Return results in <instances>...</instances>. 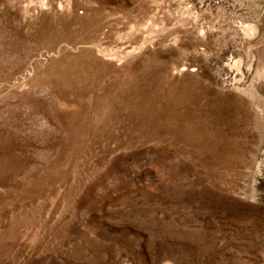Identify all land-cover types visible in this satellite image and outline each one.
<instances>
[{"label":"rangeland","instance_id":"rangeland-1","mask_svg":"<svg viewBox=\"0 0 264 264\" xmlns=\"http://www.w3.org/2000/svg\"><path fill=\"white\" fill-rule=\"evenodd\" d=\"M0 264H264V0H0Z\"/></svg>","mask_w":264,"mask_h":264},{"label":"bare ground","instance_id":"bare-ground-1","mask_svg":"<svg viewBox=\"0 0 264 264\" xmlns=\"http://www.w3.org/2000/svg\"><path fill=\"white\" fill-rule=\"evenodd\" d=\"M222 115V114H221ZM227 115H228V113H227ZM230 129V128H229Z\"/></svg>","mask_w":264,"mask_h":264}]
</instances>
